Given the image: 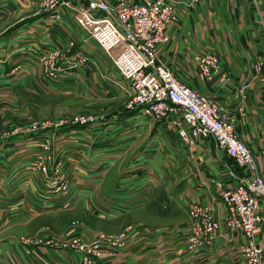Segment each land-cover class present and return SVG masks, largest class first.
<instances>
[{
    "label": "crops",
    "instance_id": "obj_1",
    "mask_svg": "<svg viewBox=\"0 0 264 264\" xmlns=\"http://www.w3.org/2000/svg\"><path fill=\"white\" fill-rule=\"evenodd\" d=\"M172 1L179 17L170 25L171 41L159 48L160 60L170 64L189 86L220 102L236 120L239 135L264 174V69L258 76L250 72L258 59L264 60V0ZM38 2L0 0V25L10 22L12 15L17 17L14 25H9L11 29L0 34V88L27 89L40 96L46 89L49 95L65 88L68 93L94 100L121 101L110 107L105 123L64 129L69 134L64 143L58 140L65 134L56 132V141L69 153L65 161L73 172L65 196L49 192L39 172L29 169L42 153L38 145L44 136L41 131L18 129L0 135V230L6 221L54 218L73 208L94 209L110 220L126 214L160 215L174 221L134 219L126 228L123 244L128 246L110 251L113 255H107L108 263L101 259L99 264H242L247 240L240 232L222 227L212 239L194 246L188 242L191 205L211 203L215 215L223 218L225 206L217 183L235 186L240 167L213 138L196 147L182 144L175 131V115L158 121L140 110L126 111L128 80L78 24L74 11L63 7L52 26L53 20L46 17ZM28 13L30 18L25 16ZM70 38L77 40L73 52L82 50L90 65L46 88L37 64L39 47L51 49L60 45L61 39L65 42ZM206 54L220 56L218 75L226 72L231 82L221 81L218 75L208 80L200 73L199 63ZM110 89L113 97L105 94ZM243 91L246 101H242ZM67 204L73 207L66 209ZM37 208L43 212L38 213ZM257 231L262 239L264 224ZM15 234L5 232L0 240L3 264H81L78 251L41 242L23 245Z\"/></svg>",
    "mask_w": 264,
    "mask_h": 264
},
{
    "label": "built area",
    "instance_id": "obj_2",
    "mask_svg": "<svg viewBox=\"0 0 264 264\" xmlns=\"http://www.w3.org/2000/svg\"><path fill=\"white\" fill-rule=\"evenodd\" d=\"M53 1L51 6L55 9L59 3L58 0ZM63 2L82 14L80 21L83 26L90 31L100 48L109 54L115 69L130 83L128 109L140 110L158 121L175 115V131L182 144L196 147L202 140L213 138L218 148L243 171L233 187L217 183L225 206L223 218L215 215V207L211 203L195 202L191 205L189 223L192 229L188 238L191 246L206 238H214L225 227L242 233L247 240L242 248V264H264V237H257V230L264 221V174L253 151L239 135L236 120L214 97L189 86L170 64L159 58L160 46L172 39L170 25L179 17L175 2L87 0L82 6H75L71 0ZM58 51L47 50L39 58L47 59L54 66L59 58ZM81 56L79 51L73 52L60 64L58 73H71L77 63L86 62L87 58ZM220 64L218 56L206 54L200 60L199 71L206 79L213 80L221 71ZM263 69V59H258L252 66L258 74ZM218 77L228 83L232 80L226 72ZM246 97L247 93L243 91L242 99ZM123 235L126 237L127 234ZM120 240L119 237L114 241L123 245Z\"/></svg>",
    "mask_w": 264,
    "mask_h": 264
},
{
    "label": "rangeland",
    "instance_id": "obj_3",
    "mask_svg": "<svg viewBox=\"0 0 264 264\" xmlns=\"http://www.w3.org/2000/svg\"><path fill=\"white\" fill-rule=\"evenodd\" d=\"M63 1L66 0H58L59 4L56 3L58 6L55 9L54 6H51L54 2L53 0H39L38 4L39 8L46 12V17L53 20L52 26H54V21L58 20L60 17V12L63 7L72 9L75 13L78 24L91 36L90 31L83 26L80 21V19H83L82 14ZM71 1L74 2L75 6H82L83 3H85V0ZM54 14H57V16L54 17ZM25 16L30 18L31 14L28 13ZM16 19L17 17L14 18L12 15L10 22L4 23L5 26H3L4 24H1L0 34L5 29H7L6 31H9L11 29L9 28V25H14ZM76 41L75 38H70L65 42L61 39L59 41L60 43L58 42L60 45L51 48L53 49V52L60 49L58 51L59 58L56 60L54 66L51 63H48L46 61L47 59L39 58L43 52L50 49H42V47H39L40 51L37 55V64L38 68L41 70L40 77L46 84V88L47 85H52L56 80L67 74H79L81 69L79 70L78 68L82 66L85 68L90 65L89 62H87L89 56L82 50H76L82 55L80 58L84 59L86 57L87 61L77 63L76 67L71 69V73H58L60 64L73 54L74 48H77ZM103 53L109 56L108 53ZM214 55L220 58L219 55ZM80 58H78V60H80ZM250 72L256 76L261 74L255 73L252 68ZM57 75L58 77L54 78V76ZM51 76L53 77L51 78ZM125 88L127 94L126 103H124L125 109L126 111H132L127 108L131 91L129 82ZM60 90L64 91L51 92L47 95L46 89L43 90V94L45 95L40 96L27 89L15 91L13 89H5L1 87L0 112L4 114L0 113V135L10 134L18 129H25L26 132L41 131L44 136L38 141V145L42 146L40 147L42 148V152L44 149L45 150L43 153L40 151L37 158L32 161L29 169L31 171L39 172V175L49 192H54V195L65 196L70 191L73 172H71V169H68L67 161H65L67 160L69 153L64 152L61 143L58 142L63 140L62 142L64 143L67 136H69L64 129L68 128V130H75L80 128H90L98 123H105L107 119L106 113L110 112V107L114 108V106L120 103L121 100H94L79 94L68 93L69 90L65 88H61ZM105 94H109L110 97H113L114 95L111 89ZM242 101L246 100L242 99ZM50 131H52V133H50ZM57 131H61L62 134H65V137H61L58 141H56V136L58 135V133H56ZM56 149H58L61 155L57 153ZM233 163L238 166L234 160ZM44 168H46V170H44ZM242 175L243 171L241 170L239 172V177ZM65 207L66 209H69L73 206L67 204ZM37 212L40 213L43 211L38 209ZM137 218H142L149 222L174 221L171 218H165L160 215L150 217L145 213L139 215L134 214L132 216L126 214L117 219L110 220L100 217L98 212L94 209L87 210L84 208H73L68 212L65 211L60 215L54 216V218L39 216L29 221H17L19 223H10V221H6L5 227L2 231L0 230V240L5 236V232L15 234L12 232L13 229L17 230L15 234L16 236H14L16 241L23 245L31 242L37 244L41 242L50 246L54 245V247H67L78 251L81 254V264H99L98 260L101 259L108 263L109 259L106 257L113 255L109 253L110 251L121 250L128 246V244L124 245L125 243L123 245L116 244L114 240L120 237V241L124 242L126 237L123 233H126L127 226L132 224L131 222ZM262 224H264V221ZM129 229L132 230L133 227H130ZM132 238L134 239V237ZM26 249L28 251V248ZM0 264H3L1 260Z\"/></svg>",
    "mask_w": 264,
    "mask_h": 264
}]
</instances>
